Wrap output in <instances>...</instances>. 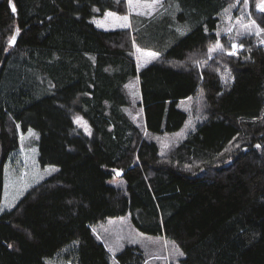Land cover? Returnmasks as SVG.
Instances as JSON below:
<instances>
[{"label":"trees","instance_id":"trees-1","mask_svg":"<svg viewBox=\"0 0 264 264\" xmlns=\"http://www.w3.org/2000/svg\"><path fill=\"white\" fill-rule=\"evenodd\" d=\"M237 1L166 0L153 28L137 16L107 31L94 20L127 15V0H0V205L21 134L39 131L42 165L59 168L0 216V264H147L140 244L113 256L95 233L127 216L139 235L176 246V264H264V46L246 35L228 53L219 31ZM258 2L251 18L264 29ZM177 4L190 27L180 39L168 19ZM145 39L159 59L138 70ZM216 44L225 51L210 52ZM135 80L144 126L130 113ZM188 99L201 119L163 155L153 138L184 127Z\"/></svg>","mask_w":264,"mask_h":264},{"label":"rangeland","instance_id":"rangeland-1","mask_svg":"<svg viewBox=\"0 0 264 264\" xmlns=\"http://www.w3.org/2000/svg\"><path fill=\"white\" fill-rule=\"evenodd\" d=\"M153 0H133V5H139L138 7H130L127 0L128 14V27H122L124 23L122 20H117L114 17H109L105 15L104 17L95 19L94 22L96 26L103 30H118V29H132V18L136 20L137 16H143L146 19L149 18L151 23V28L160 22L158 19L159 16L164 14L167 15V10L164 8L157 7L155 11L150 8L144 7V5L152 4ZM166 0H164V7ZM167 8V7H165ZM168 9V8H167ZM143 14H137V13ZM181 11L180 7L177 10L175 5L172 6V10L168 12L173 18L170 19L171 27H175L177 31L176 34H173V37L176 36L182 38L188 32H190V27L185 21V19L179 20L180 17H183L179 14ZM114 13V12H112ZM116 17H123L117 13H114ZM158 19V20H157ZM251 21H254L251 18L249 0L247 4L245 0L237 1L233 6L227 9L224 13V22L226 23L224 28L219 31V36L223 35L228 37L229 40L237 45L238 40L243 38L246 35H254L258 39V45L264 46L261 44V40H264V31L261 32L259 36L255 34V31H249L244 27L246 24H250ZM255 24L258 25L262 30H264L256 21ZM138 31V29H136ZM143 35V32H140ZM147 43L146 39L141 41L139 45H135V57L137 63V69L140 70L142 67L150 64L151 62L159 59V55L156 58H152L147 55L149 52L156 51L152 49L144 48L143 45ZM235 48L236 50L238 48ZM140 49L138 52L137 49ZM233 52L234 49L228 50ZM158 54V53H157ZM129 94L132 97V110L130 113L133 120L136 123H142V110L139 106L141 101V93L138 81L135 80L131 86H129ZM202 95L198 97V112L200 113V100ZM195 100L188 99L183 100L179 104V108L186 111L189 114V118L185 123L184 127L178 132L172 134H163L158 136H152V138L158 143L161 152L163 155H167L171 152L173 147L181 143L191 132L196 129L197 122L201 119L199 113L195 109ZM202 108V107H201ZM29 132H33L36 135H29ZM38 137V138H37ZM41 134L37 130H29L26 133L21 134V147L10 161L7 162L4 169V192L3 198L0 205V216L7 211H10L15 208V206L26 196V194L38 184L44 182L51 176H53L59 168L57 166H43L39 155V145H40ZM134 164H139L138 159H136ZM114 185H119V187L124 188L123 181L121 178H115L110 181ZM97 237L109 248H112L113 251L110 253L114 256L116 252L121 250L126 245L131 244H140L144 250H147L149 254L152 255L147 264H176L178 259L181 258L177 252V247L168 244L166 241L141 236L136 233V230L131 225L130 218L127 216L121 219H109L103 222L97 229H95ZM133 238L137 242H132ZM65 251L62 250L61 253ZM180 252V251H179ZM155 255V256H154ZM46 264H72L68 263L65 260L57 256L55 259H48Z\"/></svg>","mask_w":264,"mask_h":264},{"label":"snow or ice","instance_id":"snow-or-ice-1","mask_svg":"<svg viewBox=\"0 0 264 264\" xmlns=\"http://www.w3.org/2000/svg\"><path fill=\"white\" fill-rule=\"evenodd\" d=\"M245 3L247 4V0H245ZM128 4H129L130 7H138L139 6L138 4L137 5H133V0H128ZM144 7L150 8L153 11H155V9L157 7L164 8L165 11L167 10V8L164 7V0H153V3L152 4L144 5ZM169 7H171V5H169ZM175 7H176L177 10L179 9V5L178 4L175 5ZM256 7L258 8V10L260 12H264V0H259V2L257 3ZM94 10L95 11H99V9H94ZM12 11L15 12V6L14 5L12 6ZM137 14H143V13H139L138 12ZM106 15L109 16V17H114L117 20L124 21V23L121 25L122 27H128V26H130L128 24V16L116 17L115 14L112 13V12H108ZM244 27L246 29H248L249 31H253L254 30L255 31V34L257 36H259L261 34V32L264 31L258 25L255 24V21H251L250 24H246V25H244ZM18 32H19V29L16 28L15 29V33L18 34ZM15 40H16V35L14 34L13 36L10 37L9 44L10 45H14L15 44ZM261 44H264V40H261ZM236 47H237V45L235 43H233L232 44V48L235 49ZM240 47L242 48L243 45H240ZM217 49H219L221 52L225 51V49L223 48V46H221L220 44H216L212 49H210V52H215ZM137 51L139 52L140 49L138 48ZM229 54L230 55H236L237 53L235 51H233V52H230ZM147 55L150 56V57H152V58H156L158 54L155 53V52H149V53H147ZM77 123L78 124H84V126H85V128L87 130L86 123L82 121V118H79L78 117L77 118ZM29 135H33L34 136L36 134L33 133V132H29ZM256 147L259 148L260 145H256ZM2 210L3 209H0V211H2ZM132 242L135 243L137 241L133 238ZM109 251L111 252V251H113V249L112 248H109ZM177 252L179 253L180 256H183L184 255L182 252H179V249L178 248H177Z\"/></svg>","mask_w":264,"mask_h":264},{"label":"water","instance_id":"water-1","mask_svg":"<svg viewBox=\"0 0 264 264\" xmlns=\"http://www.w3.org/2000/svg\"><path fill=\"white\" fill-rule=\"evenodd\" d=\"M14 5V3L11 1V7ZM15 6V5H14ZM15 12H16V8H15ZM16 35V40H15V44L14 45H11V46H15L16 45V42H17V39H18V34H15ZM115 173L118 177H122L124 176V171L122 170H119V169H116L115 170Z\"/></svg>","mask_w":264,"mask_h":264}]
</instances>
